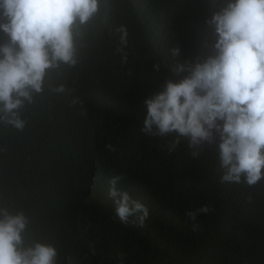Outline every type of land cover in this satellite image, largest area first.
<instances>
[{
	"label": "trees",
	"instance_id": "trees-1",
	"mask_svg": "<svg viewBox=\"0 0 264 264\" xmlns=\"http://www.w3.org/2000/svg\"><path fill=\"white\" fill-rule=\"evenodd\" d=\"M221 6L101 0L77 38L78 63L49 74L20 112L24 129L0 123V208L28 218L27 243L54 246L57 264H264V179L222 183L215 144L189 149L185 139L170 150L173 136L140 131L144 100L179 79L170 69L208 54L204 21ZM121 25L126 62L116 51ZM61 84L63 93L50 90ZM115 176L147 206L142 228L113 219ZM204 204L212 211L194 231L184 213Z\"/></svg>",
	"mask_w": 264,
	"mask_h": 264
},
{
	"label": "clouds",
	"instance_id": "clouds-1",
	"mask_svg": "<svg viewBox=\"0 0 264 264\" xmlns=\"http://www.w3.org/2000/svg\"><path fill=\"white\" fill-rule=\"evenodd\" d=\"M101 0H0V123L23 130L20 112L46 86L49 74L78 63L77 38L99 12ZM210 30L208 54L195 62L176 63V80L144 100L141 133L173 136L170 150L182 140L189 149L215 144L221 182L256 185L264 179V0H222L204 21ZM116 51L126 62L127 30L121 25ZM173 57L180 49L170 50ZM159 70V65L153 66ZM65 91L64 85L51 89ZM110 147V146H109ZM193 157L197 155L192 153ZM122 179H109L113 219L142 228L149 216L146 205L117 189ZM204 204L184 215L195 223L208 214ZM28 218L0 208V264H57L51 244L27 243Z\"/></svg>",
	"mask_w": 264,
	"mask_h": 264
}]
</instances>
